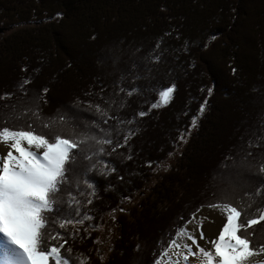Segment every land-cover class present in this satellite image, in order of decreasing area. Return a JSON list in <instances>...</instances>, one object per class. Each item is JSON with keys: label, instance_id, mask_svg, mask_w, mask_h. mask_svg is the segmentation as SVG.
<instances>
[{"label": "trees", "instance_id": "1", "mask_svg": "<svg viewBox=\"0 0 264 264\" xmlns=\"http://www.w3.org/2000/svg\"><path fill=\"white\" fill-rule=\"evenodd\" d=\"M8 1L14 7L19 3L16 0ZM112 1L118 3L123 0ZM106 2L102 1L99 7L106 8ZM161 4L168 7L167 12L149 13L148 18L140 24L142 29H157L147 49L143 51L144 56L131 58L123 71L115 75L114 84H107L106 80L103 82L97 78L96 75L100 72H86L83 62L73 54L72 46L82 48L90 44L96 47L97 53L106 55L102 48L105 42L100 44L102 40L113 41L125 37V33L117 29L115 20L105 16V11L95 12L93 4L83 0H67L64 10H54L51 14L45 10L40 14L35 6H32V10L26 6L25 10L31 11L25 15L21 6V9L16 7V14L11 19H7L9 22L0 21L2 31H8L12 25L33 23L37 20L42 21L41 29L45 30L42 33L38 25L30 26L24 33L28 40L17 42L14 57L8 48L2 49L0 65L5 66L15 61L30 68L31 73L26 75L29 70L24 71L20 65L18 67L24 73L20 79H27L29 83L45 77L52 81L65 79L64 83L70 84L65 97L76 108L74 114L77 120L83 126L88 124L89 130L97 138L110 133L114 141L123 145L115 152L112 151L114 145L87 146L88 149L83 147L81 162L90 171L78 176V188L77 177H72V191L79 195L76 191H83L85 180L91 176L100 196V199H95L96 216L113 206L121 194L127 197L135 189L142 188L139 187L140 184L149 181L154 165L174 150L179 143L180 133L189 131L192 117L197 116L198 123L195 128L201 127L199 133H195L197 139H191V127L184 144L187 146L181 149L176 164L163 172L158 180H154L157 182L154 188H150L152 192L141 199L137 208L131 209L130 216H120V237L116 243L118 250L115 254H109L111 257L108 255L109 260L104 263L96 262L99 259L89 254L90 247L95 243L92 241L94 236L85 238L83 230L74 239L67 238L66 246H71L73 250L71 256L75 257L80 250L94 264H131L133 252L130 249L138 237L143 239L140 246H144L147 252L161 254L167 247L170 230L161 229L158 238L150 235L156 225V213L159 212L156 203L168 204L170 201L172 205L179 200V195L191 191L186 190L188 187L194 188L200 195L199 199L190 209L175 212L167 224L172 229L183 223H176L178 216L187 220L201 205L205 207L210 204L232 203L239 209L246 210L244 219L258 215L257 209L264 206L257 198L253 207L248 208L253 201L243 193L255 192V188L259 186L258 178L250 174L248 178L241 177L238 170L237 189L230 188L233 179L227 177L216 178L214 175L217 182L204 179L209 167L236 170L249 166L250 173H255L259 164L264 162L259 157L260 153H264V144L259 148L248 147V140L253 135L258 117L264 114V10L261 14L254 13L247 23L246 30L250 35L254 34L259 43L254 45L257 56L246 70L240 64V45L233 39L236 30L239 33L243 31V25L249 18L244 10L243 0H162ZM65 11L69 12L67 17ZM53 27L57 29L54 30ZM71 28L70 34L64 37L62 32ZM219 40L224 49L220 47ZM157 55L161 59H155ZM92 67L103 69L101 64ZM173 84L175 98L166 106L152 108V104L158 101L159 90ZM19 85L17 82L0 96V127L32 130L37 134H46L48 138H52L61 129L66 138H77L75 133L80 125L69 108L62 110L58 107V111H53L48 105L36 106L31 96L24 94L28 92L26 88ZM76 86H84L80 88L79 94L73 92ZM136 87L140 91L128 96L127 93ZM58 88L61 91V87ZM121 88L124 89L123 92ZM14 89L21 92L16 94ZM209 89L212 90L211 95ZM15 94L17 96L12 98ZM205 100L206 110L199 115L200 105ZM46 102L44 99V103ZM97 105L101 112H97ZM140 111H145L147 115L139 117ZM103 113H107V116ZM61 116L66 118L61 120ZM112 116L126 121L135 118V122L117 126V121L110 119L105 125L103 120ZM29 125L32 127L29 128ZM100 128H104L105 133H101ZM129 128L135 130V134L125 144L123 136L127 135ZM100 147L105 148L103 160L99 153ZM248 151H252L257 158L248 157ZM83 156L92 158L83 159ZM217 160L219 163H216ZM221 172L223 174L222 169ZM224 179L229 185L223 182ZM213 186L222 191L214 199L208 197L211 193L215 195L211 189ZM65 194L67 193L63 195ZM95 194L87 193L83 197L95 198ZM134 212L138 213V217ZM59 223L60 221L57 224ZM51 226L52 223L49 225V233L57 232V228L53 230ZM127 226H130L132 233H129V228L125 233ZM250 231L255 232L254 242L257 245L264 243V238L258 236L255 228ZM134 233L136 236L138 234L137 238ZM125 235L127 239L124 238ZM65 237L69 235L66 234ZM57 241L51 243L58 246ZM161 241L164 242L163 247ZM134 259L133 264L146 262L138 263L136 256Z\"/></svg>", "mask_w": 264, "mask_h": 264}, {"label": "snow or ice", "instance_id": "2", "mask_svg": "<svg viewBox=\"0 0 264 264\" xmlns=\"http://www.w3.org/2000/svg\"><path fill=\"white\" fill-rule=\"evenodd\" d=\"M155 59L159 60L161 57L157 55ZM28 83L25 79L20 87L23 88ZM44 91L47 92V89ZM121 91L124 89L121 88ZM139 91L140 88L136 87L127 94L132 96ZM211 91L209 89L210 95ZM174 92L175 84L161 88L158 101L151 107L168 105ZM206 106L207 100L200 105L199 115L205 112ZM96 109L97 112L102 111L99 105ZM103 115L107 116V113ZM145 115V111L138 113L139 117ZM65 118L61 116V120ZM110 119L116 120L117 126L135 122V118L126 121L112 116L104 119L103 123L107 125ZM197 123V116H193L191 127H196ZM44 126L48 127L47 124ZM28 127L31 128L32 125ZM99 130L105 133L104 128ZM134 134L135 130L129 128L127 135L123 136L124 143ZM83 136V139H78L57 134L48 138L46 134H37L32 130L0 127V145L4 146L0 147V264H71V249L62 251L68 243L67 239L59 231L49 233V225L53 223L50 216L55 214L60 219V229H66L72 224H82L84 220L90 219L83 211L81 201L72 191V177L90 171L81 162L82 145L89 141L98 145H114L113 152L123 147L112 139L110 133L102 138H97L94 133ZM180 139L183 140L184 136L181 135ZM262 144L264 114L258 117L253 135L248 140V147L259 148ZM5 148L7 151L3 154ZM99 153L103 160L105 148L100 147ZM247 156L257 158L252 151H248ZM259 157L264 161V153H260ZM91 158L83 156V159ZM252 176L258 178L259 186L255 188V192L243 193L253 201L248 208L253 207L257 198L264 205V162L259 164L258 171L252 173ZM86 183L94 194L95 182L91 176L87 177ZM65 192L70 197L66 201L63 195ZM88 203L92 201L89 200ZM203 207L201 205L197 208L187 220L180 218L183 223L177 225L175 236L169 232L167 247L155 264H264V243L257 245L254 242L255 232L250 231L264 223V206L257 209L258 215L244 219L246 210L239 209L232 203L208 205L224 214L222 227H218V235L214 239H208L205 235L204 221L208 217L197 215ZM57 240L63 242L59 246L51 243ZM201 242L207 246H202ZM163 245L164 242L161 241V246Z\"/></svg>", "mask_w": 264, "mask_h": 264}, {"label": "rangeland", "instance_id": "3", "mask_svg": "<svg viewBox=\"0 0 264 264\" xmlns=\"http://www.w3.org/2000/svg\"><path fill=\"white\" fill-rule=\"evenodd\" d=\"M83 1H85L86 3L93 4L94 10L97 13L105 11V16L113 18L115 20L117 29L120 32L125 33V37L122 39L119 40L114 39L113 41H108L110 39H104L100 42V44L105 42L102 48L106 53V55L103 54L102 52L97 53L96 47L90 44H87L82 48H79L77 46L75 47L72 46L74 49L73 52L74 56L83 62L84 70L86 72L89 73L100 72L99 75H96L97 78L101 79L103 82L104 80H106L107 84H109L110 82L114 84L115 75H117L118 72L123 71L125 66L129 64L131 58H140L141 55L144 56L143 51L147 49L148 44L152 41L150 39L157 32V29L155 27H150L148 29L140 28V24L142 23V21L148 18L147 14L149 13L162 12V11L167 12L168 7L162 6L161 4L162 0H126V1L123 0L118 3H114L112 0H105L107 1L106 8L99 7L100 3L104 0H83ZM66 2L67 0H46V1L16 0L17 3L16 7L20 8L21 6H23L24 10H22V13L24 15L32 10V6H35V8L38 10V12H40V14H42L44 10L48 11V13L51 14L54 10H64V3ZM0 4L2 5V8H0V21L5 20L9 22V20L7 19H11V16L13 14H16V7L10 4L8 0H0ZM26 6L31 7V10L30 11H27V9L25 10ZM243 7L244 10L246 11V15H249V18L247 19L246 23L243 25V31L239 33L236 30V34L234 35L233 39L236 40L240 45V64H243L244 68L247 70L252 65V62L257 56V52L255 51L254 45L259 43L257 37L254 36V34L250 35V32L246 30L247 23L251 20L254 13H258V14L262 13V10H264V3L263 0H243ZM68 14L69 12L65 11L66 17L68 16ZM37 25L41 29L43 26L42 21L40 22L37 20L33 23L26 22L20 25H12L11 28H8V31L7 30L2 31V29H0V55L2 54L3 48H8L11 51V55L14 57L15 50L17 48V42L21 40H28L25 37L24 33H26L27 29H29L30 26H37ZM53 29L55 30L57 28L53 27ZM40 31L42 33L45 32V30L43 29H41ZM71 31L72 28L62 32L63 36L64 37L68 36ZM133 34L134 36L132 37ZM219 45L221 48L224 49L221 40H219ZM98 64H101L103 69H96L92 67ZM19 65L21 69H23L24 71L29 70V72L26 75H29L31 73L30 68L22 64H18L15 61L14 62L11 61V63L5 66H2V64L0 65V96L4 93V91L9 90L10 87H14V85L17 82H19L20 85L23 84L24 80L20 78L24 76V73H22L20 71V68H18ZM64 81L65 79L62 81H52L49 79V77H45L38 81H35L34 83L30 82L26 85H23V87L26 88V91H28L27 93L24 92V94L30 95L31 98L33 99L34 105L36 106H41L43 104L48 105L51 107L53 111H58V107L61 108L62 110H66L67 108H69L72 114H74V110L76 108L73 106L70 100L65 97L66 92L70 87V84L64 83ZM58 87H61V91ZM81 87L84 86H76L73 92L79 94V90ZM44 89H47V92H45ZM15 92L16 94H18V92L21 91L15 90ZM16 94L11 97L15 98L17 96ZM174 98L175 97H173L172 99ZM44 99L47 100L46 103H44ZM76 121L80 125V129L78 130V132L75 133L78 139H83L84 138L83 134H88V135L93 134V132L89 130L88 124H85V126H83L77 120V117H76ZM200 129L201 127H197V128L194 127L192 129L193 135L191 139H197L195 133H199ZM62 133H63L62 130L59 129L56 131L54 136ZM181 135L184 136L183 140L180 139ZM188 137H189V131L181 132L179 135V143L175 145L174 150L164 160L154 165L149 181H147L146 183L145 182L141 183L139 187L142 188L137 190L135 189L127 197H124V194L118 196L119 198L116 199V202L114 204L115 206L113 205L114 207L110 206L106 208L105 212L98 214L97 216L95 214L94 206H95V199L97 200L100 199L99 192L98 191L96 192V190H94V194L96 193L95 198L90 196L84 199L83 197L84 194L89 193L91 195H94L93 190L87 187V183L85 180L86 186L84 190L79 192L76 191L77 193H79V195L75 193L74 195L77 197V199L81 201L83 211L86 212L87 215L90 216L91 218L84 220V223L82 224H72V225H68L66 229H60L59 225L57 224L60 221V219L59 218L56 219L57 216L55 214H51L50 219L53 221L51 226L53 230H56L57 228V231H60L61 235L66 239L67 238L74 239L75 237L79 236L81 234V231L83 230L85 238L91 235L94 236L92 241L95 243L94 246L90 247L89 254L92 255L93 258L99 259V261L96 260V262L104 263L107 260H109V258L111 257L110 255L115 254V251L118 250L117 249L118 246L116 245V243L120 237V232H119L120 216L122 214H124L123 217L130 216L131 209L137 208L136 206L141 201V199L147 194L152 192L150 191V188L151 187L154 188L157 182V181L155 182L154 180L155 179L158 180L163 172L170 170L171 167L174 164H176L181 149L183 148V146H187V144L186 145L184 144L186 143ZM97 145L98 144L89 141L88 143L82 145V148L85 147L86 149H88L87 146H97ZM0 147H2V145H0ZM216 163H219V160H217ZM206 169H204V171ZM221 169L223 170V174L221 172ZM221 169L218 166L209 167V170L205 175L204 179L217 182L216 178H218V176L227 177L233 179L232 181L233 184L230 185V188L237 189L238 170H239V176L241 175V177H246V178H248L249 174L250 176H252V172H253L252 171L250 173L249 166H246L244 169H236V170L224 169V168ZM214 175L216 176V178ZM79 181L80 179L79 177H77V185H76L77 188L79 187L78 186ZM223 182H226L225 179ZM226 183L229 185L228 182ZM187 189H190L191 191H185V194L179 195V200L173 202L172 205L170 204V201L168 202V204H166V202H161L159 205L156 203V207L159 212L156 213V218H157V221L155 222L156 225L154 226L153 231L150 232L151 233L150 235L152 237L158 238L160 231H162L161 229L164 228L169 229L172 232V235L175 236V229L178 224L173 229L171 227H168L167 224H169L170 219L172 218V216L175 214L176 211L178 210L185 211L186 209H190L191 205L197 203L196 201H198L200 196L198 193L194 191V188L188 187L186 188V190ZM211 189L214 190L215 195H212L211 193L208 197H212V199L218 197V195H220V192H222L220 191L221 189H218L216 186L211 187ZM81 193H83V195H81ZM64 199L66 201L70 199V197H68L67 194H65ZM89 200H91L92 203H88ZM194 212H196V210ZM134 214L136 215V217H138L137 212H134ZM189 214L190 211L188 212L187 216ZM197 215L208 217V219L204 221V225L206 229L208 227L217 228L221 224V220L224 216V214L220 212L218 209L209 208L208 206L203 207L201 209V212L198 213ZM181 217L182 216L177 217L176 223L181 222L180 219ZM128 228L130 230L129 233H132L130 226L126 227L125 233L128 231ZM255 230L257 231L259 237L264 238V223L255 226ZM73 233H75V235H72ZM214 233H212V235ZM66 234L69 235V237H65ZM134 235L135 238H137L138 234L136 236V234L134 233ZM205 235L207 238L209 237V234H207L206 232ZM216 236L214 238H216ZM210 237L211 238L208 239H214L212 238V236ZM124 238H126V235ZM129 240H131V238ZM57 242L59 246V244L62 243L63 240H58ZM142 242H144L143 239L141 240L139 237L136 242L133 241L134 246L132 249H130L133 252V261L131 264L135 263L134 256H136V261L138 263L139 262L144 263L146 260L145 264H155V262L158 259H160L161 256L160 252L157 253L147 252L144 249L145 248L144 246H140L142 245ZM139 246L140 249L138 252ZM67 249H71V252L73 251L71 246H66L65 244L64 250L62 251L66 252ZM70 259H71V264H86V263L91 264L93 261L89 256H85L83 252L80 250L77 252V254H75V257L70 255ZM94 263L95 262L93 261V264Z\"/></svg>", "mask_w": 264, "mask_h": 264}, {"label": "bare ground", "instance_id": "4", "mask_svg": "<svg viewBox=\"0 0 264 264\" xmlns=\"http://www.w3.org/2000/svg\"><path fill=\"white\" fill-rule=\"evenodd\" d=\"M2 147H4L3 145H2ZM5 151H4V154H6V151H7V149L5 148L4 149ZM219 225V224H218ZM218 227H222V224H220ZM218 227L216 228H213V227H208L207 229L206 228H204V230H205V232L207 233V234H209V237L208 238H211L210 236H212V238H214L216 235H218V231H217V229H218ZM213 229H215V230H213ZM215 232V233H214ZM212 233H214L213 235H212ZM197 238H198V234H197ZM202 243V246H207V245H204L203 244V242H201Z\"/></svg>", "mask_w": 264, "mask_h": 264}]
</instances>
